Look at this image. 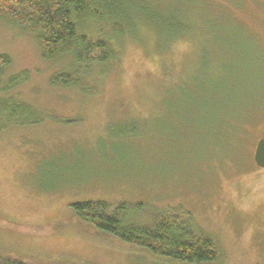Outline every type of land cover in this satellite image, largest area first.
<instances>
[{
  "label": "rangeland",
  "instance_id": "obj_1",
  "mask_svg": "<svg viewBox=\"0 0 264 264\" xmlns=\"http://www.w3.org/2000/svg\"><path fill=\"white\" fill-rule=\"evenodd\" d=\"M142 1L183 19L191 30L166 46L145 31L139 40L127 38L118 87L106 79L86 96L51 83L68 60H41L31 34L0 20V56L10 60L0 72V100L12 99L43 116L37 125L0 131V215L41 228L66 219L69 205L104 201L133 208L128 215L145 225L147 210L181 209L217 239L221 264H264V169L253 162L264 137V102L247 103L230 124L231 147L223 145L215 155H208L200 130L177 132L180 125L161 105L204 73L216 78L219 70L211 64L224 59L235 98L227 110L235 115L238 102L264 75V0ZM208 25L232 41L225 44L231 53L213 56ZM20 74L22 84L9 90L11 78ZM217 110L223 116L224 108ZM169 129L171 139L160 132ZM0 242L68 264H158L76 229L49 237L0 230Z\"/></svg>",
  "mask_w": 264,
  "mask_h": 264
},
{
  "label": "trees",
  "instance_id": "obj_2",
  "mask_svg": "<svg viewBox=\"0 0 264 264\" xmlns=\"http://www.w3.org/2000/svg\"><path fill=\"white\" fill-rule=\"evenodd\" d=\"M155 9L142 0H0V20L31 34L41 60H68L51 83L56 87L75 88L86 96L94 94L106 79L112 89L118 87L123 58L121 47L127 38L139 40L145 31L154 41L162 38V44L166 46L170 41L185 37L191 30L190 24L183 19L160 14ZM207 27L211 38L206 36V41L214 42L213 56L231 53L225 44L232 41H225L222 33L217 37L218 32L215 33L217 30L212 25ZM227 62L223 59L211 64L213 69L219 70L216 78L204 73L192 85L179 88L175 96L169 94L161 104L166 117L180 125L176 127L177 132L185 127L200 130L207 140L205 150L208 155L210 151L215 155L217 150L231 147L235 128L230 129V124L243 116L247 103L264 102L263 75L255 82L253 93L238 102L234 115L237 117L231 116L227 107L235 103V98H231L230 85L226 83ZM9 64L8 57L0 56V72ZM70 75L75 79L68 78ZM22 76L11 78L9 90L22 84ZM9 90L2 89L1 92L6 94ZM1 99L0 131L15 125L24 127L41 123L43 116L36 110L12 99ZM220 107L224 108L223 116L217 110ZM160 132L168 139L173 134L170 129ZM139 207L136 209L140 210ZM67 209L66 219L46 223L41 228L20 226L0 215V230L16 236L49 237L76 229L120 249L141 253L158 264H221L223 261L217 239L197 227L192 215L181 209L147 210L143 218L145 225L128 215L135 211L125 204L86 201L69 205ZM1 245L0 242V264H68L61 259L35 257Z\"/></svg>",
  "mask_w": 264,
  "mask_h": 264
},
{
  "label": "water",
  "instance_id": "obj_3",
  "mask_svg": "<svg viewBox=\"0 0 264 264\" xmlns=\"http://www.w3.org/2000/svg\"><path fill=\"white\" fill-rule=\"evenodd\" d=\"M253 162L256 167L264 169V137L256 143L253 152Z\"/></svg>",
  "mask_w": 264,
  "mask_h": 264
}]
</instances>
